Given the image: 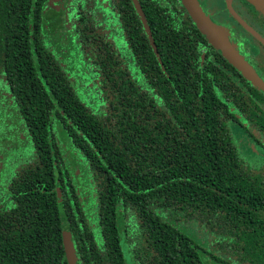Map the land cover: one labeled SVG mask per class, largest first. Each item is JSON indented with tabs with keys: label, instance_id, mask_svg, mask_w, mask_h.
I'll return each instance as SVG.
<instances>
[{
	"label": "trees",
	"instance_id": "1",
	"mask_svg": "<svg viewBox=\"0 0 264 264\" xmlns=\"http://www.w3.org/2000/svg\"><path fill=\"white\" fill-rule=\"evenodd\" d=\"M57 1L0 0V105L15 111L0 121L28 137L17 164L0 158V264H68L63 227L76 264H264L255 87L179 0H112L121 49ZM64 29L93 94L53 53ZM238 116L255 158L232 137Z\"/></svg>",
	"mask_w": 264,
	"mask_h": 264
},
{
	"label": "rangeland",
	"instance_id": "2",
	"mask_svg": "<svg viewBox=\"0 0 264 264\" xmlns=\"http://www.w3.org/2000/svg\"><path fill=\"white\" fill-rule=\"evenodd\" d=\"M199 2L204 8H202L204 14L214 24L221 26L222 28L227 30L228 33L229 31L231 32L229 35L234 37L232 38L230 36L232 38V41H234L235 39L236 43L239 44L240 50L244 55H246V57H255V23L251 21V17L243 8V6L237 3V0H199ZM227 2H229L232 14L230 13L231 11ZM65 8L67 9V5H65ZM100 13L102 15H105L106 11H101ZM234 15L238 17L239 21ZM105 18L106 23L104 22V20L99 23L102 25V28L106 30V33L110 40H113L116 44V47L118 46V48L121 49L123 46V37L120 28L114 25V21H111L110 14ZM64 20H67L66 14L64 15ZM65 30L66 29L62 30L58 34V37H56L57 39H59V43H51L53 53L58 59H60V62L64 64V69L66 70V72L73 76L75 80V86L77 87L78 91L80 93L93 94V88L95 87V84L92 83L89 75L85 73L82 67L79 69L82 64L80 65V60L75 57L74 53L71 50V47L68 43L69 37L65 38L66 40L63 38L62 33L65 32ZM1 95L2 94L0 92V102L9 104L8 101H2ZM13 110V108H8L6 106L0 105V112H3V114H8L10 112L11 114H13L15 113V111L13 112ZM10 121L13 124L15 122L14 119H11V116ZM12 123L9 124L6 119L0 121V129H2V132L4 133L6 132L4 134V142H0V158L2 161L1 166L3 170H6L8 167H10V165L12 166L17 164L15 162H18L20 160L19 158L18 161H16L17 158L19 156H23L21 151L25 150L28 147V137L25 135V133H23L24 129L22 130L19 125H16L19 123H16L14 125ZM232 129V137L236 141L241 153L249 158L257 157L259 155V149L252 143L248 142V140L243 137V134L238 131L236 127H232ZM6 187L7 181L0 180V200L4 197V195H6ZM62 240L64 244H67L68 242L70 243L69 232L66 227L62 228ZM124 256L127 259L126 261H129V256L126 252Z\"/></svg>",
	"mask_w": 264,
	"mask_h": 264
},
{
	"label": "flooded vegetation",
	"instance_id": "3",
	"mask_svg": "<svg viewBox=\"0 0 264 264\" xmlns=\"http://www.w3.org/2000/svg\"><path fill=\"white\" fill-rule=\"evenodd\" d=\"M197 1L200 7L203 8L199 0ZM254 2L255 3L251 2L250 0H237V3L241 4V6H243V8L249 14V16L251 17V21L255 23V57L253 58L252 56L251 58L250 57L248 58V56L246 57V55H244L240 50L239 44L236 43L235 39L232 42L236 45V48L240 53V55L252 67V69L255 71V75L260 80L261 86L255 85V107L260 108L264 112V0H255ZM227 3L229 5V2ZM56 5L63 10L66 9L65 5H67V8L70 7L71 9L73 8V6L76 7L80 6V11L86 13L88 17L92 18L91 24H93L95 28L101 29V33L107 37L108 35L106 33V30L103 29L102 25L100 24L101 21L104 20V22L106 23L105 17H108V15L110 14L111 21H114V25L118 26L117 19L114 15V10L112 9L113 8L112 0H60L56 2ZM99 11L100 12L106 11V14L102 15ZM230 33L231 32L229 31V34ZM230 36L231 35H229V37ZM231 37L234 38L233 36ZM108 39L110 40L109 37ZM232 112L236 113L234 110ZM238 120L241 121L240 124L242 127V129L240 128L239 131L243 134V137L246 140H248V142H250L249 137H247V131H250L252 129L251 126L248 125V123L239 116H238ZM255 137L257 139H260L256 129H255ZM255 146L258 147L256 144Z\"/></svg>",
	"mask_w": 264,
	"mask_h": 264
},
{
	"label": "water",
	"instance_id": "4",
	"mask_svg": "<svg viewBox=\"0 0 264 264\" xmlns=\"http://www.w3.org/2000/svg\"><path fill=\"white\" fill-rule=\"evenodd\" d=\"M191 21L205 38L207 44L219 52L222 58L240 75L248 81L252 86H261L259 78L255 75V71L252 67L243 59L238 52L236 45L229 37L227 30L219 25L214 24L203 12L197 0H179ZM255 3V0H250ZM230 9V7H229ZM33 10V6H32ZM231 11V9H230ZM232 14V11L230 12ZM239 21L238 17L234 15ZM33 25V12L30 14V30L32 31ZM69 242L65 244L66 247V259L68 264H76L73 250L68 247Z\"/></svg>",
	"mask_w": 264,
	"mask_h": 264
}]
</instances>
